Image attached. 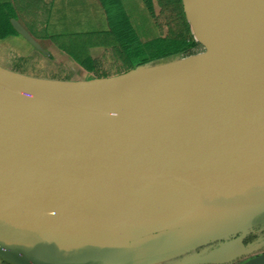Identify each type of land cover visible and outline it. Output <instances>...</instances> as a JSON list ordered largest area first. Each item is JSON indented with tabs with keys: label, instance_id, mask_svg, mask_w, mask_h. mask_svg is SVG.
Listing matches in <instances>:
<instances>
[{
	"label": "water",
	"instance_id": "obj_1",
	"mask_svg": "<svg viewBox=\"0 0 264 264\" xmlns=\"http://www.w3.org/2000/svg\"><path fill=\"white\" fill-rule=\"evenodd\" d=\"M215 3L256 47L208 76L146 82L195 54L94 82L0 68L1 260L52 264L33 254L48 251L60 264H155L239 234L241 213L261 223L264 0Z\"/></svg>",
	"mask_w": 264,
	"mask_h": 264
},
{
	"label": "rangeland",
	"instance_id": "obj_2",
	"mask_svg": "<svg viewBox=\"0 0 264 264\" xmlns=\"http://www.w3.org/2000/svg\"><path fill=\"white\" fill-rule=\"evenodd\" d=\"M123 6L109 7L112 14L126 11L121 17L116 14L115 21L110 23L97 18L92 23L82 21V24H78L80 26L71 29V23L61 21L48 32L52 36L72 33L80 38H47L44 32L32 30L34 34H39L36 40L41 45L42 52L14 31L9 19L11 14H8L10 6L6 5V0H0V68L39 80L94 82L194 54L188 59L207 55L206 46L203 44L204 48L196 41L193 25L188 17L187 0H146L144 3L124 0ZM87 36H90V40L85 42L83 39ZM193 41L197 44L194 47L191 46ZM252 211L253 208H250L246 213L250 214ZM234 218L238 220V214ZM226 228L225 224L215 232H223ZM258 229L251 227L249 230H252L249 238L252 242L258 237ZM227 241L225 235L223 239L211 241L205 247L155 264H243L249 261L234 259L229 262ZM33 254L46 258L52 264H60L63 258L60 253L48 251Z\"/></svg>",
	"mask_w": 264,
	"mask_h": 264
},
{
	"label": "crops",
	"instance_id": "obj_3",
	"mask_svg": "<svg viewBox=\"0 0 264 264\" xmlns=\"http://www.w3.org/2000/svg\"><path fill=\"white\" fill-rule=\"evenodd\" d=\"M135 1H137V3L143 1L144 3L146 0ZM6 5L10 6V12L8 14H11V17L9 18L11 23L13 21H18L34 39H37L39 34H34L32 30L44 32V36L47 38L77 35L72 33L65 35L64 33H61L62 35L55 34V36H52L49 34L48 32L52 30L53 25L55 26L56 23H61V21H68L71 23L72 25L69 26L72 29L76 26H80L78 24H82V21L83 23L87 21L92 23L95 22L97 18H99V20L105 19V21L110 23L114 20V16L119 15V17H121L126 14V11L123 10V13L120 11V13H113L115 14L113 15L109 9L111 6L114 8H123L124 0H108V2L107 0H6ZM121 19L124 21L127 20V18ZM261 207L262 209L259 210V213L260 211H264V202L260 205V208ZM239 215V221L241 222L239 225V234L232 235L227 239L228 241L226 242V244H228L229 262L234 259H248L250 261L251 259L264 254V214L262 215L260 213L258 218H254L258 221H261V223H259V227L256 226V228H259V233L257 234V240L254 242L249 240V238L252 236V230L249 232V226L250 224L254 223V220H250L251 217H242V213ZM250 243L253 244L250 245ZM205 246H201L198 249ZM104 247L99 248L103 249Z\"/></svg>",
	"mask_w": 264,
	"mask_h": 264
},
{
	"label": "bare ground",
	"instance_id": "obj_4",
	"mask_svg": "<svg viewBox=\"0 0 264 264\" xmlns=\"http://www.w3.org/2000/svg\"><path fill=\"white\" fill-rule=\"evenodd\" d=\"M188 4L196 38L206 46L207 55L148 72L153 75L146 82L208 76L245 61L253 53L256 40L215 0H188Z\"/></svg>",
	"mask_w": 264,
	"mask_h": 264
},
{
	"label": "trees",
	"instance_id": "obj_5",
	"mask_svg": "<svg viewBox=\"0 0 264 264\" xmlns=\"http://www.w3.org/2000/svg\"><path fill=\"white\" fill-rule=\"evenodd\" d=\"M11 25H12V23H11ZM12 27H13V25H12ZM13 29H14V28H13ZM14 31H15V29H14ZM16 33H17V32H16ZM76 37H79V38H80V36H77V35H75V36H67V37H58V38H68V40H69V39L71 40L72 38H76ZM89 38H90V36H89V37L87 36V37H86L85 39H83V40H85V42H88V41L90 40ZM196 39H197V38H196ZM72 42H73V41H72ZM174 44H175V43H174ZM191 44H192L191 46H193V47L197 45L195 41H193V43H191ZM175 46L177 47L176 44H175ZM188 46H190V45H188ZM203 52H204V51H203ZM203 52H202V53H203ZM200 55H201V54H200ZM200 55H199V56H200ZM197 57H198V56H197ZM3 262H4V264H9V263H7V262H5V261H3Z\"/></svg>",
	"mask_w": 264,
	"mask_h": 264
},
{
	"label": "built area",
	"instance_id": "obj_6",
	"mask_svg": "<svg viewBox=\"0 0 264 264\" xmlns=\"http://www.w3.org/2000/svg\"><path fill=\"white\" fill-rule=\"evenodd\" d=\"M0 264H4V262L0 259Z\"/></svg>",
	"mask_w": 264,
	"mask_h": 264
},
{
	"label": "flooded vegetation",
	"instance_id": "obj_7",
	"mask_svg": "<svg viewBox=\"0 0 264 264\" xmlns=\"http://www.w3.org/2000/svg\"><path fill=\"white\" fill-rule=\"evenodd\" d=\"M156 16H157V15H156ZM256 240H257V239H256ZM256 240H255V241H256Z\"/></svg>",
	"mask_w": 264,
	"mask_h": 264
}]
</instances>
